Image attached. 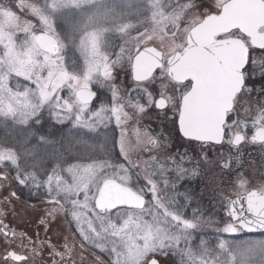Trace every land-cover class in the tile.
Segmentation results:
<instances>
[{
    "label": "snow or ice",
    "instance_id": "obj_1",
    "mask_svg": "<svg viewBox=\"0 0 264 264\" xmlns=\"http://www.w3.org/2000/svg\"><path fill=\"white\" fill-rule=\"evenodd\" d=\"M98 2L102 0H16L11 8L0 3V118L39 126L47 109L58 123L72 121L80 137L99 139L92 133H98L100 125L106 129L99 146L102 158L89 163L66 168L57 163L41 179L35 165L30 170L20 163L31 155L28 148L22 147L20 153L0 148V168L6 163L13 166L14 179L22 187L45 189L51 207L41 217V225L47 227L63 215L83 242L110 257L109 264H160L158 257L169 255L177 256L178 264H264V181L253 185L240 170L243 143L264 147V101L255 102L256 115L250 122L238 116L253 106L255 89L248 87L252 77L258 72L264 81V0H215L210 11L197 0H144L148 15L137 25L120 23L111 29L127 36L129 29L136 28L131 36L135 43L129 48L122 41L111 55L102 46L110 29L90 28L91 18L75 26L78 41L58 30L64 27L57 21L61 9ZM70 42L83 57L82 73L69 70L65 63ZM255 52L260 55L254 56ZM123 63L130 65L143 95L121 96L110 85L111 106L93 110V83L111 81L115 68ZM156 81L161 89L155 95L141 87ZM65 89L67 99L61 95ZM260 94L264 96V86ZM149 108L166 117L171 113L188 141L236 149L235 154L225 153L221 162L223 170L234 174L236 190L224 196L228 219L214 229L215 245L202 231L212 221L197 209L186 215L191 200L177 191L182 180L198 175V162L185 169L175 160L174 167H167L154 153L146 160L139 155L130 158L126 135L130 121L137 125L138 146L163 147L159 137L141 132L139 121ZM41 131L37 127L30 132L23 145L33 135L47 142ZM201 158L207 161V154ZM2 178L6 181L7 174ZM4 187L0 184V190ZM9 195L15 198L16 192ZM0 232L7 242L9 229L2 220ZM49 247L53 264H72L73 245L67 237L63 250L54 244ZM7 257L26 260L15 251Z\"/></svg>",
    "mask_w": 264,
    "mask_h": 264
},
{
    "label": "rangeland",
    "instance_id": "obj_2",
    "mask_svg": "<svg viewBox=\"0 0 264 264\" xmlns=\"http://www.w3.org/2000/svg\"><path fill=\"white\" fill-rule=\"evenodd\" d=\"M0 3L3 4L6 8H11L16 3V0H0ZM197 3L204 6V10H214V3L215 0H197ZM145 3L144 0H102V2L98 3H88L86 6L82 8H73V7H67L64 9H61L57 21L60 24H63L64 27L61 29H58L61 31V34L65 36V38L70 40L78 41V34L75 31V26L82 25L89 21V18H91V22L89 24L90 28H109V31H106L103 35V49L110 53L113 50V35L116 31L111 30L113 26L120 24V23H127L130 20H132L133 25H137L138 21H141L143 17L147 16L148 13L145 11ZM31 19V17H29ZM136 28H131L129 30V36L131 37L132 34L136 31ZM21 34V38H22ZM122 39H125V36L122 37ZM112 53V52H111ZM64 54L67 57V63L69 70H74L78 73H82L84 62L83 57L81 56L78 48L76 47L75 43L70 42L69 47L66 49ZM254 56H259V52L252 53ZM115 72V78H118V84L117 80L112 79L111 81H103L100 79L99 84L93 83V87L98 89L103 96L100 98L99 103L94 104L91 108L93 110H98L101 105L104 106H111L113 103L112 101V87L119 89L120 95L123 96L126 93L135 96L140 97L143 95L142 92L137 90V82H135L132 78L131 68L130 65L123 63L122 66H117L114 70ZM123 79H122V77ZM157 76H159V73H157ZM261 80L259 73L257 72L256 75L252 77V80L249 82L248 87H252L255 90L251 94V100L254 102L253 106L251 107V110L245 114L244 111H240L238 113V116L240 119L248 120L249 122L252 120L253 117L256 115V103L259 101H264V96H261L260 89L262 86H264V81H260L261 83H258V81ZM21 83H27L23 80H21ZM141 87H146L148 91L153 92L155 95L157 91L161 89V85L159 81H156L155 83L151 82H145ZM61 95L63 98L67 99L69 97V92L67 89L63 90L61 92ZM146 99V97L144 98ZM104 100V101H103ZM141 102H144L141 100ZM129 111H131L129 109ZM237 114H233V118H236ZM43 116V122L42 125L45 132H48L46 134H43L46 137L47 142H42L40 145L43 144V151L48 152L49 156H51V151H54V156L57 153V151L62 150V147H55L57 145L62 144V140L60 144H57L59 140L55 139L54 142L57 145H54V142H52L54 134H61L63 133L66 137H71V141L74 146L75 151V160L74 163H89L94 158H102V154L99 151V146L103 144L104 137L103 133L106 131L104 125L99 126V132L98 133H92L93 137H96L99 135V139H90L88 137H80L78 135H75V133L78 131L73 126L72 121H65L64 123H58L55 118L51 115H49V112L47 109L44 110L42 113ZM58 125V126H57ZM137 125L134 121H130L127 125V138L129 145L132 146L133 142H136V133H135V127ZM139 126L141 128V132L147 131L149 134H151L154 137H159L162 142L163 147L160 149H152V152H155L160 162H164L167 157H171L172 159L173 154L167 156L166 153H175V154H183L185 156V153H187L188 157H184L183 161L180 160L183 167L185 169H191V162L193 161L198 162V167L196 170L200 171V176H202L203 180V188L200 189L199 195L201 197L203 210H208V204L213 207L214 212L219 215L211 218H207L205 216V213L203 214V217L205 219H210L212 222L210 224H204L202 231L206 239H208L209 243L212 245H215L216 243V233L214 229L219 226V223L223 220H227L228 217L225 214L224 205L226 204V200L224 199L225 194L232 195L234 191L236 190V186L233 183L234 180V174L229 175L227 171L223 170L221 167V162L223 160L224 154L223 152H231L233 154L236 153V149H234V152L231 148H229L227 145L223 147V152L219 155L214 153L212 156H210V145L205 144H198L194 142H188L186 139H183L178 131V127L175 123L172 122L171 119V113L168 114L166 117L163 112H158L155 108H149L146 113L142 115V118L139 121ZM34 127L33 122H29L28 125H21L19 123H16L12 120H4L3 118H0V148H12L16 150L18 153L21 152L22 144L18 142L17 136L20 133L19 129L26 128L29 135V128ZM36 129V127H34ZM9 130L13 133L11 135H7ZM117 132H119V129H117ZM253 132V129L251 126L247 129L248 135H250ZM15 137V138H12ZM49 139V140H48ZM51 140V141H50ZM81 140H86L87 144H84L80 142ZM131 141V144H130ZM52 145H54L52 147ZM67 146V144H64ZM41 146L38 147L40 149ZM41 150V151H42ZM38 151V150H37ZM36 151V152H37ZM240 151L243 153L242 155V166L241 169L245 175L252 181L253 185H257L264 181V147H261V145H256L252 143H243L240 146ZM65 152V151H64ZM39 154V153H38ZM201 154H207V161L201 158ZM149 155L142 156L143 159H148ZM130 155V158L133 159ZM52 161V158L50 159ZM54 161H57L54 159ZM167 161V160H166ZM72 163V164H74ZM39 166V165H38ZM35 165V170L38 167ZM167 166V165H166ZM233 166H235V161H233ZM168 167V166H167ZM192 168L194 167L191 166ZM45 169V168H44ZM40 170V169H39ZM38 170V171H39ZM37 171V172H38ZM46 171V170H45ZM45 172L43 173L44 176ZM65 176L67 179V174L65 172L61 173ZM40 177H42L41 172L38 173ZM198 178L197 175L191 176L189 175L187 178L182 180L179 185L177 191L181 194H187L184 193L181 189V186L183 183H190L191 179ZM6 182V181H3ZM0 183H2V180H0ZM41 191V190H40ZM39 191V192H40ZM36 191L34 194H37ZM46 195V193H45ZM47 197V195H46ZM191 201L195 200L193 195L189 197ZM193 199V200H192ZM180 202L184 203V200L180 198ZM191 203L187 207V211H189ZM43 216L45 215L46 211L50 208L46 204L43 206ZM37 210V213H36ZM33 209L31 212H23V221L26 222L29 221H35L37 216L41 215V210L39 209ZM39 210V211H38ZM214 216V214H213ZM52 229H53V236L55 235L57 240H63L69 235L68 231L65 230V223L63 215L57 216L55 221L51 223ZM74 228V232L76 234L75 239V264H89V263H97L100 264V261H103V264H109L110 257L106 253L100 252L95 247L85 243L82 241L81 237L76 233V229ZM72 232V231H71ZM255 235L259 236V233H256ZM71 238V236H70ZM227 238V237H226ZM193 246H196L198 244V239L194 240ZM99 257V260L97 259ZM173 260H176L178 263V257L175 255H172ZM164 264H173L168 263L167 261H164Z\"/></svg>",
    "mask_w": 264,
    "mask_h": 264
},
{
    "label": "flooded vegetation",
    "instance_id": "obj_3",
    "mask_svg": "<svg viewBox=\"0 0 264 264\" xmlns=\"http://www.w3.org/2000/svg\"><path fill=\"white\" fill-rule=\"evenodd\" d=\"M132 20L125 24L133 25ZM130 30V29H129ZM124 35H122L119 32H115L113 35V50L111 51L112 53L115 52L118 48V46L121 45L122 41H127L125 43V47H131L132 44L135 43L134 40L131 39L129 35L125 36V39H122ZM141 39H143L141 37ZM159 42H156V46H158ZM109 53L111 55L112 53ZM65 56V63H67V57L68 55ZM115 72V71H114ZM113 72V79L115 77V73ZM159 73V70L157 71ZM122 77V76H121ZM133 78V76H132ZM123 79V77H122ZM114 80H117L118 84V78H115ZM134 80V79H133ZM92 90L96 92V98L91 103L92 107L94 104L99 103L100 98L103 96V94L100 93L98 89L92 86ZM104 101V100H103ZM58 126V125H57ZM34 127H39L42 129V131L39 133L40 135L46 134L48 132H45L46 130L44 129L43 125L36 126ZM34 127L29 128V133L32 131H35ZM26 128H21L19 129L20 133L17 136L18 142L22 144V147L28 148L31 151V155L27 156L26 158H22L20 163L24 167H28L30 170H32V166L36 165L38 166L36 171L41 172V179L44 178L43 173L44 172H50L51 169L57 164L60 163L62 168H66L68 165L74 163L75 160V149L72 143L71 137H66L63 133L61 134H54L52 142H54L55 139L59 140L57 144L61 143L62 144L57 145L54 142V145H57L55 147H59L65 151L59 150L54 156V151H51V156H49L48 152L43 151V144L40 145L42 142L37 138V136L33 135L31 138L28 140V143L26 145H23L24 139L28 136V131ZM9 130L7 135H11L13 133L10 132ZM15 138V137H12ZM183 138V137H182ZM184 139V138H183ZM49 140V139H48ZM187 140V139H186ZM51 141V140H50ZM188 141V140H187ZM163 141H161L162 143ZM190 142V141H188ZM67 144L65 146L64 144ZM198 143L199 142H194ZM131 144V141H130ZM52 145V147L54 146ZM209 145V144H205ZM40 149H38V147ZM21 147V151H22ZM132 148V151L130 152L131 156L133 159H137L138 155L140 157L149 155L152 152L151 146L143 145L140 144L139 146L137 145V138L136 142H133V145L130 146ZM210 156H212L214 153L219 155V152L222 153L223 147L220 145H210ZM229 147V146H228ZM11 148V147H10ZM148 149L145 151L144 149ZM230 148V147H229ZM232 149V148H231ZM38 150V151H37ZM42 150V151H41ZM234 152V149H232ZM37 151V152H36ZM39 153V154H38ZM226 152H223V154ZM167 156L173 154L172 159H166L164 162L169 168L174 167L173 160H175L177 163H181V157H188V156H183V154H175V153H166ZM188 155V154H187ZM52 158V161L50 159ZM56 159L57 161H54ZM191 166H193V163L191 162ZM190 168L192 169V167ZM45 168V169H44ZM46 170V171H45ZM198 172V178L196 179H191L192 181L190 183H183L181 186V189L184 193H188L189 197L193 195L195 200L191 201V205L189 207V211L186 210V215L190 216L191 212L193 209L199 210V212L203 215L205 213V216L207 218L215 217L219 215L216 212H214V209L212 206L208 204V210L204 211L203 210V205L202 201L199 200L201 199L199 195V191L201 188H203V180L202 176H200V171L196 170ZM4 173L7 174V180L6 182L2 177ZM15 175V168L11 166L10 164L6 163L3 168H0V180H2V183L5 185L3 190H0V220L3 221L5 225L8 226L9 232H8V237H7V242L5 241V238L3 236V233L0 232V264H53V257L50 255L51 248L49 247V244H54L56 245L57 250H63L62 249V244L65 239L63 240H57L58 238L53 236V229H52V224L50 223L47 227L41 225L39 223L41 217H43V211H44V205L46 204L47 206L51 207V205L47 202L48 197L45 195V189L40 188L37 192V194H34L36 190H33L32 188L28 186H20L16 180L14 179ZM68 178V177H67ZM41 190V191H40ZM15 191L16 192V197L12 198L10 197V192ZM40 191V192H39ZM187 195V194H186ZM7 197V199H5ZM33 209H39L41 211V215L35 217V221H29L27 220L26 222L23 221V212H31ZM43 210V211H42ZM37 213V210H36ZM38 214V213H37ZM214 214V216H213ZM64 218V223H65V230L68 231L69 235H67V239L69 243L73 245V254H72V264H75V239H76V234L74 232V228H70L68 225L67 219L63 216ZM72 231V232H71ZM15 233V235H13ZM71 236V238H70ZM10 251H15L19 255H23L26 257V260L24 261H12L8 259L7 253ZM59 259V258H56ZM67 259V257H66ZM160 260V264H164V261H167L168 263H173V264H178L176 260H173L172 255L169 256H160L158 257ZM89 264H97V263H89Z\"/></svg>",
    "mask_w": 264,
    "mask_h": 264
},
{
    "label": "trees",
    "instance_id": "obj_4",
    "mask_svg": "<svg viewBox=\"0 0 264 264\" xmlns=\"http://www.w3.org/2000/svg\"><path fill=\"white\" fill-rule=\"evenodd\" d=\"M260 81H261V80H259L258 83H261Z\"/></svg>",
    "mask_w": 264,
    "mask_h": 264
}]
</instances>
